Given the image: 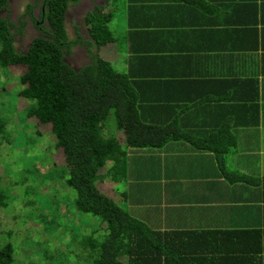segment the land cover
I'll list each match as a JSON object with an SVG mask.
<instances>
[{
	"label": "trees",
	"instance_id": "trees-1",
	"mask_svg": "<svg viewBox=\"0 0 264 264\" xmlns=\"http://www.w3.org/2000/svg\"><path fill=\"white\" fill-rule=\"evenodd\" d=\"M8 2L0 0V66L24 69L19 81L25 86L19 95L32 101L25 114L29 118L35 116L41 123H50L56 147L61 149L62 157L56 163L65 164L64 173L58 177L62 179L65 175L62 183L75 191L76 215L91 216L87 220L100 219V233L90 231L78 235L72 232L66 248L72 251L74 241L77 243L78 240L87 256L86 264H207L210 251L218 247L233 250L234 254H210L213 257L211 264H255V255L247 251L264 247V239H259L261 234L258 236L260 228H228L211 222L214 217L239 211L245 212L250 223L255 222L256 206L253 201V205L248 204L250 190L242 193L246 197L245 204H237L233 198L227 200L225 194L218 192L212 199L214 204L209 203L206 209L172 207L163 212L158 203V186L155 185L151 197L149 193H142L147 199L140 200L145 201L143 208H130L125 205L127 198L138 196V189L131 192L129 187L119 183L123 175L136 178L135 174L147 173L146 168L153 170L151 166H159L162 161L151 155L140 163L131 164L139 157L132 147L159 151L163 144L175 139L188 147L192 145L197 150L213 152L217 168L227 182L253 187V173L233 169L231 158L237 155L234 151L240 146L239 138L230 127L234 121L225 118L227 123H218L210 135L209 129L195 133L174 122L165 126L144 122L136 112L135 96L126 77L97 53L98 46L109 40L110 14L103 10V4L86 10L84 29L88 39H83L82 34L72 39L65 27V11L69 4L78 0H42L38 17L33 13L35 4L27 6L24 12L32 20L43 22L35 25L40 34L23 50L14 42L17 40L15 35L23 33L25 21L21 20V14L16 16L21 23L18 26L10 13H3ZM79 41L86 45L90 60L76 68L70 57ZM110 111H113L115 126L106 122ZM254 128L246 129V133L251 134ZM118 130L123 132L125 140L120 138ZM3 131L4 124L0 122V135ZM128 151L133 153L128 155ZM192 164L191 159H187L186 165ZM194 169L182 171L185 177L182 182L166 184L172 188L166 192L167 199L176 195L185 198L194 192L196 186L193 185L198 183L191 184V180H200V173H195L198 168L197 171ZM126 172L131 173L125 175ZM0 202H4L2 192ZM175 211H179L178 219L164 223L163 217L169 215L171 219ZM12 260L13 248L7 243L0 248V263L10 264ZM64 261V264H73L69 258Z\"/></svg>",
	"mask_w": 264,
	"mask_h": 264
},
{
	"label": "crops",
	"instance_id": "crops-1",
	"mask_svg": "<svg viewBox=\"0 0 264 264\" xmlns=\"http://www.w3.org/2000/svg\"><path fill=\"white\" fill-rule=\"evenodd\" d=\"M103 10L110 14L109 40L98 46L97 53L126 77L139 117L144 122L161 126L174 122L195 133L209 129V135L218 123L225 125L228 118L233 120L230 127L240 143L234 151L237 155L231 158L233 169L255 176L253 187L229 183L217 168L213 152L197 150L192 145L188 147L181 141L178 146L176 142L172 146L166 142L168 147L159 151L136 150L139 157L131 164L140 163L151 155L162 160L160 173L149 167L147 173H138L159 179L160 184L156 186L159 187L161 211L183 207L184 199H193V207L206 209L209 203L214 204L212 199L216 191L225 194L227 200L233 198L237 204H245L246 197L242 193L247 189L252 193L248 204L253 201L256 206L255 222L250 223L241 211L214 217L211 222L228 228L256 226L260 228L259 239L263 240L264 0H120L119 6ZM251 127H255L251 132L254 135L246 133ZM132 153L128 151V155ZM189 153L194 157L192 165H186L187 159H191L187 156ZM197 155L205 156L208 164L195 166ZM226 160L228 163L230 159ZM254 164L255 169L248 171ZM181 168H195L194 171L198 168L195 173H200L202 184L193 185L196 186L194 192L188 197L176 195L167 199L166 192L172 188L166 184L183 181L177 178ZM128 187L131 192L138 189V196L128 197V207L143 208L145 201L140 200L147 199L142 193L153 196L155 185ZM178 213L175 211L171 219L165 215L163 222L177 220ZM232 251L220 247L210 251L207 264L213 261L210 254H234ZM247 252L255 255V264H264V247Z\"/></svg>",
	"mask_w": 264,
	"mask_h": 264
},
{
	"label": "rangeland",
	"instance_id": "rangeland-1",
	"mask_svg": "<svg viewBox=\"0 0 264 264\" xmlns=\"http://www.w3.org/2000/svg\"><path fill=\"white\" fill-rule=\"evenodd\" d=\"M119 5L120 0H106L102 8L107 7L110 11ZM23 72L24 69L17 66H0V122L4 124L0 135V192L4 196V202H0V248L7 243L12 245L13 260L10 264H64L67 258L73 264H86L87 256L78 240L77 243L74 241L72 251L66 248L70 242L69 234L100 233V219L93 217L94 220H87L91 216L76 215L73 206L75 191L62 183L65 175L62 179L58 177L64 173L65 164L56 163L62 157L59 154L61 149L56 147L50 123L38 124L35 116L29 118L25 114L32 101L19 95L20 89L25 86L19 81ZM106 122L116 125L113 111H110ZM118 132L125 140L123 132ZM168 142L170 146L175 142L176 146L181 143L175 139ZM167 143L162 147H168ZM132 150L142 152L150 149L134 147ZM187 156L193 163L192 153ZM194 161L197 162L195 166L208 164L202 155H197ZM250 166L248 171H253L255 164ZM162 167L151 166L157 173ZM183 170L188 169H179L178 179H185ZM156 178L123 175L119 183L126 187L159 185L160 181ZM191 182L202 184L195 178ZM128 201L127 198L125 205ZM182 202L184 209L194 208L193 199Z\"/></svg>",
	"mask_w": 264,
	"mask_h": 264
},
{
	"label": "flooded vegetation",
	"instance_id": "flooded-vegetation-1",
	"mask_svg": "<svg viewBox=\"0 0 264 264\" xmlns=\"http://www.w3.org/2000/svg\"><path fill=\"white\" fill-rule=\"evenodd\" d=\"M103 3L104 0H78V2L69 4L65 11V27L67 30V34L72 39L79 37L80 34H82L83 39H88L86 31L84 29V17L86 14V10L88 8L93 9L97 5H102ZM29 5H34L33 13L36 17H38V13L42 8V0H9L7 8L3 12L5 14L10 13L11 18H14V23L18 26H20L21 23L18 22L19 19H15L16 16H19L21 14V20L25 21L23 33H17L15 35V38H17V40L14 42L16 47H21L23 50H26L32 39L40 34L38 28L35 25H39L41 22H43L40 19L32 20L29 14L26 11L24 12V10ZM23 13L25 14L24 16ZM46 24L44 25L47 26ZM78 25L79 28L77 29ZM86 49V45H82L80 41L76 43L75 47L73 48L74 53L70 57L74 67L78 68L79 66L84 65L90 60L89 53L88 51L86 52Z\"/></svg>",
	"mask_w": 264,
	"mask_h": 264
}]
</instances>
